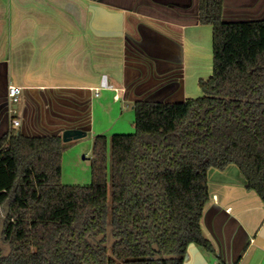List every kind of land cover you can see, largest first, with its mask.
<instances>
[{
    "label": "trees",
    "instance_id": "1",
    "mask_svg": "<svg viewBox=\"0 0 264 264\" xmlns=\"http://www.w3.org/2000/svg\"><path fill=\"white\" fill-rule=\"evenodd\" d=\"M212 28V70L181 102L136 100L134 132L96 134L89 184L61 181L60 134L0 137V264H183L196 243L208 170L238 167L264 203V20Z\"/></svg>",
    "mask_w": 264,
    "mask_h": 264
},
{
    "label": "crops",
    "instance_id": "2",
    "mask_svg": "<svg viewBox=\"0 0 264 264\" xmlns=\"http://www.w3.org/2000/svg\"><path fill=\"white\" fill-rule=\"evenodd\" d=\"M224 2L226 19L264 18V0ZM207 56L212 28L199 23L198 0H0V137L10 131V84L20 88L17 133L94 137L121 125L136 100L197 94ZM207 186L200 226L213 251L190 243L183 264H264L258 194L234 164L210 168Z\"/></svg>",
    "mask_w": 264,
    "mask_h": 264
},
{
    "label": "rangeland",
    "instance_id": "3",
    "mask_svg": "<svg viewBox=\"0 0 264 264\" xmlns=\"http://www.w3.org/2000/svg\"><path fill=\"white\" fill-rule=\"evenodd\" d=\"M203 62V68L207 67V70L211 72L212 58H208ZM198 93L190 97H194L200 94ZM121 119V125L112 127L99 134H104L107 137L108 147V163L110 160V136L113 133H132L134 132V111L133 109H125ZM93 135L91 132L87 134L73 138L68 141H62L64 156L61 163V181L65 184H89L91 181L90 164L92 158V144Z\"/></svg>",
    "mask_w": 264,
    "mask_h": 264
},
{
    "label": "built area",
    "instance_id": "4",
    "mask_svg": "<svg viewBox=\"0 0 264 264\" xmlns=\"http://www.w3.org/2000/svg\"><path fill=\"white\" fill-rule=\"evenodd\" d=\"M102 86H108L106 83V76L102 75L101 79ZM20 101V88L16 85H8L7 86V105H8V113L10 115V131H15V129L19 126V119L13 116L16 111Z\"/></svg>",
    "mask_w": 264,
    "mask_h": 264
},
{
    "label": "water",
    "instance_id": "5",
    "mask_svg": "<svg viewBox=\"0 0 264 264\" xmlns=\"http://www.w3.org/2000/svg\"><path fill=\"white\" fill-rule=\"evenodd\" d=\"M225 2L223 0V7H222V21L223 22H244V21H257V20H264V18H257L252 16H238L236 15L234 18L226 19L225 18V9H224ZM85 135V132L78 128H70L65 129L61 133L62 141H68L73 138H78Z\"/></svg>",
    "mask_w": 264,
    "mask_h": 264
}]
</instances>
